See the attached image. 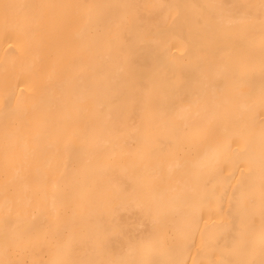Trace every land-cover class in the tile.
<instances>
[{
	"label": "bare ground",
	"instance_id": "6f19581e",
	"mask_svg": "<svg viewBox=\"0 0 264 264\" xmlns=\"http://www.w3.org/2000/svg\"><path fill=\"white\" fill-rule=\"evenodd\" d=\"M263 24L264 0H0V185L29 191L0 188V264H264Z\"/></svg>",
	"mask_w": 264,
	"mask_h": 264
},
{
	"label": "rangeland",
	"instance_id": "374dc122",
	"mask_svg": "<svg viewBox=\"0 0 264 264\" xmlns=\"http://www.w3.org/2000/svg\"><path fill=\"white\" fill-rule=\"evenodd\" d=\"M257 25H258V24H257ZM263 25H264V24H263ZM261 26H262V25H261ZM252 28H253V27H252ZM256 31H257V30H256ZM261 32H264V31L261 30ZM251 33L254 34L255 31H254V32H251ZM251 33H250V34H251ZM243 79H244V78H243ZM245 81H246V80H245ZM245 81H244V82H245ZM247 81H248V80H247ZM241 82H243V81H241ZM241 84H243V83H241ZM243 85H244V86H247V84H246V85L243 84ZM239 88H240V87H239ZM241 88L243 89V91H245L244 89L248 90L247 87H246V88H243L242 85H241ZM249 90H250V89H249ZM240 91H241V90H240ZM243 91H242V92H243ZM232 92H233V91H232ZM232 92H231V93H232ZM236 92H237V91H236ZM252 93H253V90H252ZM235 95H238V94L234 93V95H231V97L234 99ZM233 96H234V97H233ZM262 96H263V95H261L260 97H262ZM237 97H238V96H236V98H237ZM236 98H235L233 101H235ZM228 99H229V98H228ZM228 110L230 111V109H228ZM234 118H235V117H234ZM236 119H237V118H236ZM236 119H235V120H236ZM238 124H239V122H238ZM236 127H237V126H236ZM236 127H235V128H236ZM240 127H241V126H240ZM237 128H238V127H237ZM240 129H241V128H240ZM238 130H239V129H238ZM235 131H236V130H235ZM236 133H237V131H236ZM230 135H231V134H230ZM234 135H235V136H234ZM234 135H233V139H234L236 136L238 137V133H237V134H234ZM244 135H245V134H244ZM245 136H246V135H245ZM229 137H230V136H229ZM247 137H248V135H247ZM247 137H245V139L243 140V144L245 143L244 141H245L246 139H248ZM228 139H232V138H228ZM235 139H237V138H235ZM235 139L233 140V144H234V143L237 144V142L235 141ZM234 141H235V142H234ZM237 141H238V139H237ZM228 142H229V140H228ZM229 144H230V143H229ZM243 144H242V145H243ZM234 145H235V144H234ZM245 145H246V144H245ZM246 159H247V158H246ZM246 159H245V160L243 159V160H244L243 163H245V162L247 163ZM248 161H249V160H248ZM249 163H250V162H249ZM236 164H237V161H236V163H235V166H236ZM246 165H247V164H246ZM69 169H70V168H69ZM53 170H54V169H53ZM53 170H52V171L49 170V173L54 174V173H53ZM60 170H61V169H60ZM60 170H59V171H60ZM62 170H63V174L66 176V177H65V176L62 175V176H63V178H62L63 180H61L60 176H57V177L60 178V179L58 178V180H56L57 177L54 178V177L58 174V169H57V170H56L57 172L54 170V171L56 172V175H55V174H54V175L51 174V175L53 176V180L50 179V175H49V179H47L48 177L46 178V179L48 180L46 184H48V183L50 182V180H51V183H50V184H52V186L54 187V185H53L54 183H53L52 181L56 180V182H57V181L60 180V181H63V183L61 182V183H62V184H61L62 186H63L64 183H65V185H68V186L65 187V189L68 191L69 185H70L71 183L73 184V182L75 181V180H74L75 177H77V178H75L76 181L78 180V177H80L78 181H81V176H79L80 173L77 174V172H76V171H78L77 169H76V171L73 170L72 168L70 169L71 172H72V170L76 172V173L73 172L74 175H72V176L74 177V178H73L74 181H73V180H70L72 177H71V178L69 177L70 179H67V176H69V175H68V173H66V172H69L70 170L65 169L66 172L64 171V169H62ZM67 170H68V171H67ZM60 172H62V171H60ZM64 172H65V173H64ZM71 172H70V176H71V174H72ZM8 173H9V172H7V174H5L6 177H7V176L9 177ZM10 173H11V172H10ZM12 173H13V174H12ZM12 173H11V174L14 176V175H15V174H14L15 172H12ZM19 173H20V172H19ZM19 173L16 172V174H18V175H19ZM25 173H26V172H25ZM25 173H24V174H25ZM27 173H28V172H27ZM32 173H33L34 176H35V173H36V172H35V173L32 172ZM37 173H38V174H37V177H38L39 175H40V176H43V174H46V172H45V173L41 172L40 174H39V172H37ZM49 173L47 172V174H49ZM2 174H4V173H2ZM20 174H22V173H20ZM28 174H29V173H28ZM41 174H42V175H41ZM61 174H62V173H61ZM66 174H67V175H66ZM58 175H60V173H59ZM75 175H76V176H75ZM77 175H78V176H77ZM13 176H10V177L12 178ZM21 176H22V175H21ZM27 176H28V175H27ZM30 176H32V174L29 175V177H30ZM40 176H39V177H40ZM46 176H47V175H44V176H43V180H44V178H45ZM2 177H3V178H2V179H3V182H1V184L3 185V183L6 182V179H7V178H4V175H2ZM15 177L18 179L17 176H15ZM15 177H14V179H16ZM23 177H24V176H23ZM37 177H36V179H35L34 177H33L34 179H33V178H32V179H33L34 181H37V180L39 179V177H38V179H37ZM19 178H22V177H19ZM25 178H27V177H25ZM40 178H42V177H40ZM51 178H52V177H51ZM65 178H66V179H65ZM8 179H10V178H8ZM46 179H45V181H46ZM11 180H12V179H11ZM21 180H23V179H21ZM28 180H29L31 183L33 182V180L31 181L29 178H28ZM28 180L24 179L23 181H24V182H27ZM39 180H40V179H39ZM39 180H38V181H39ZM66 180H67L68 182H71V183H68V184H67V183H66V182H67ZM17 181H20V179H18ZM23 181H22V182H23ZM45 181H44V182H45ZM60 181H59V182H60ZM64 181H66V182H64ZM78 181H77V183H78ZM7 182H8V180H7ZM13 182H15V180L11 182V184H12L13 186H12V185H11V186L9 185L10 187H13V188H11L12 192H13V191H16V189H17V188L19 189V187H20V185H18L20 182H17V183H18V184H17L18 187H17V185H16V186H15L16 189L13 190V189L15 188ZM24 182L22 183V185L24 184ZM40 182L43 183V181H40ZM40 182L38 183V185L40 184L39 189H41V185H42ZM56 182H55V183H56ZM59 182H58V183H59ZM31 183H30V184L28 183V188L30 187L29 185H31ZM6 184H7V183H6ZM9 184H10V182H9ZM15 184H16V182H15ZM25 184H26V183H25ZM33 184H34V183H32V185H33ZM46 184L43 183L44 187H45V188H48V187H47L48 185L46 186ZM74 184H75V183H74ZM79 184H81V183H79ZM79 184H78V186H80ZM2 185H0V188H1V190L3 191V189H5V188H2ZM4 185H5V183H4ZM32 185H31V186H32ZM36 185H37V184H36ZM58 185H59V184L56 183L55 186H57V187H54V188H56L55 190H56L57 192H58V191H59V193L61 192V193H60V198H61L62 196L64 197V195L62 194L64 191H63V192L60 191V190H62L63 188H62V186H61V188H62V189H61L60 186H59V188H60V190H59ZM75 185H76V184H75ZM9 186H8V184H7V187H6V185H5V187L8 189V191H6V192H7V195H6V192H5L6 197L8 196V192H9V191H10L9 194L12 193L11 190L9 189V188H10ZM26 186H27V185H25V187H26ZM72 186H73V185H70V187H71L70 189L73 188ZM3 187H4V186H3ZM8 187H9V188H8ZM35 187H36V186H35ZM67 187H68V188H67ZM74 187H75V186H74ZM22 188L24 189V187H22ZM22 188H20V190H21ZM30 188H31V187H30ZM33 188H34V186H33ZM45 188H44V194H45V197H47L49 191H50L49 194H51V191H55V190H52V189H54V188H52L51 186H49V188H50L51 190H50L49 188L47 189V191L49 190L48 192L46 191ZM76 188H78L77 185H76ZM76 188H75V189H76ZM79 188H80V187H79ZM79 188H78V190H76V191H75V189L73 188V189H74V192H76V193L79 194V193L81 192V189L79 190ZM7 189H6V190H7ZM73 189H72V191H73ZM20 190L17 191V193L19 192L18 194H19L20 196H23V194L26 193V191H27V190H26V191H24L23 193L21 192V193H22V194H21V193H20ZM28 190H30V189H28ZM31 190H33V189H31ZM34 190H36V189H34ZM42 190H43V188H42ZM2 191H1V192H2ZM21 191H22V190H21ZM70 191H71V190H70ZM77 191H80V192H77ZM1 192H0V193H1ZM27 192H29V191H27ZM34 192H36V191H34ZM46 192H47V194H46ZM57 192H55L56 195L58 194L57 196L54 194V192L52 193V194H54V196H55L56 198H55L53 195H51V197L53 196V198L56 199L55 203H57V202L59 201V199H60V198L57 199V197H59V193H57ZM74 192H73V195H76V196H77V194L74 193ZM17 193H12V194L16 195ZM36 193L38 194L37 196H40V195H39L40 192L38 193V191H37ZM36 193H35V194L33 193V194L36 195ZM42 193H43V192H42ZM18 194H17V195H18ZM27 194H28V193H27ZM27 194H26V197L28 196ZM30 194L33 195L32 192H30ZM3 195H4V194H3ZM14 195H13V196H14ZM24 195H25V194H24ZM34 195H33V197H32V200L30 199V201H29L30 203L35 202V201L33 200V199H34ZM69 195H70V194H69ZM69 195L67 196V198H68V197H72V195H71V196H69ZM11 196H12V195H11ZM37 196L35 197L36 199H37ZM49 196H50V195H49ZM65 196H66V195H65ZM76 196H75V198H76ZM78 196H79V195H78ZM80 196H81V193H80ZM4 197H5V196H4ZM4 197H3V198H4ZM45 197L41 195V198L44 199ZM51 197H50V198H51ZM3 198L0 197L1 206H5V207H6L5 203H7V202L9 203L10 195H9V200H8V198H6V199H3ZM17 198H19V197H17V196L15 197V196H14V198H12V201H13V199L15 200V203H13V204H16V203H20V202H21V201H20V202H19V201L16 202V199H17ZM41 198H39V199H41ZM50 198L48 197L49 200H50ZM67 198H65V199H66L65 201L67 202V204H68V203L71 204V205H72V204H73V205L75 204V205L77 206V204L80 203V197L77 198V199H79V200H78V203H77V201H76L77 204L74 202V200L71 201L70 198H69V199H70V202H68L69 200H67ZM20 199L23 201L25 198L22 199V198L20 197ZM20 199H19V200H20ZM27 199H28V198H27ZM27 199H25L26 202H27ZM55 199H52V200H51V201H52L51 204H50V201H47V202H49V203H47L48 205L45 203L46 206L51 205V208H50V206H49V209H52V207H54L53 211L56 210V211H55V215H57L58 213H60L59 215H60V216H63V215L65 214L66 211L68 212V208H69V212L71 213V211H70V207H69V205H67V204H66V206L64 207V208H67V210H66V209H63V210H65V211H63V210L61 209V208L63 207V206H61L63 203L60 204V206H61V208H60V209H61V212H60L59 210H57V208H56V206H55V203L53 202V200H55ZM63 199H64V198H62V200H63ZM72 199H73V198H72ZM77 199H75V200H77ZM6 200H8V201L6 202ZM44 200H45V199H44ZM2 201H3L4 204L2 203ZM10 201H11V200H10ZM13 202H14V201H13ZM26 202H25V204H26ZM29 202H28V203H29ZM39 202H43V201H42V200H39ZM39 202L36 201L34 204L37 203L38 205H41V204H39ZM44 202H46V201H44ZM44 202H43V203H44ZM60 202H63V201H60ZM60 202H59V203H60ZM66 202H65V203H66ZM71 202H72V203H71ZM73 202H74V203H73ZM53 203H54V204H53ZM59 203L56 204V205H59ZM65 203H64L63 205H65ZM2 204H3V205H2ZM34 204H29V206L32 207V206H34ZM37 204L35 205L36 207L38 206ZM52 204H53V205H52ZM9 205H10V203H9ZM9 205H8V206H9ZM20 205H21V204H20ZM20 205H17V207H19V209H20ZM71 205H70V206H71ZM1 206H0V209H1L4 213L10 214L9 216L11 217V219L17 217V216H16V213H17V212H16V209H17V208L12 209L13 207H16L15 205H14L13 207L9 206L11 209H10V208L7 209L8 206H7L6 208H5V207L3 208V207H1ZM21 206H22V205H21ZM23 206H24V204H23ZM23 206H22V207H23ZM25 206H26V205H25ZM25 206H24V207H25ZM41 206H42V205H41ZM41 206H40V208H41ZM60 206H59V207H60ZM79 207H80V206H79ZM79 207H78V208H79ZM26 208H29V207L26 206ZM42 208H43V207H42ZM42 208H41V209H42ZM44 208H45V207H44ZM44 208H43V209H44ZM78 208L76 207L77 211H78ZM29 209H30V208H29ZM32 209H33V207H32ZM37 209H39V208H37ZM37 209L35 208V212L32 210L34 214L37 213V212H36ZM43 209H42V213H41V211L38 210L39 213H41L42 216H40V214H39V216H40V217H39L38 214H36V217H35V218H33V217H34L33 213L30 212L31 209L27 212V213L30 212V214L32 213L33 217H32V216H31V217L33 218L34 221H37L36 219H37V217H39V218H38V219H39L38 221H40V222H38V226H40L39 224H40L41 222H43V223L45 224L44 221L46 220V218H44L45 216H43V211H44ZM47 209H48V208H46L45 212L47 211V212H46V215L48 216L49 212H48ZM71 209H72V208H71ZM5 210H7V212H5ZM21 210H23V209H21ZM24 210H25V209H24ZM24 210H23V212H25L27 209H26L25 211H24ZM72 210H73V209H72ZM17 211H18V210H17ZM19 211H20V210H19ZM51 211H52V210H51ZM53 211H52V212H53ZM12 212H13V213H12ZM15 212H16V213H15ZM63 212H64V214H63ZM69 212H68V214H66V215H68V216H66V215H64V216L69 217V220H72V218H70V216L74 214V213H73L74 210H73V212H72L73 214H71V215L69 214ZM80 212H81V208H80ZM80 212H79V213H80ZM4 213H3V214H4ZM19 213H21V212H19ZM19 213H18V214H19ZM47 213H48V214H47ZM56 213H57V214H56ZM7 214H5V215H7ZM62 214H63V215H62ZM76 214H78V213L75 211V215H74V216H71V217H73V218L76 217ZM44 215H45V213H44ZM51 215H52V214H51ZM53 215H54V213H53ZM69 215H70V216H69ZM79 215H80V217L82 216L81 213H80ZM79 215H78V216H79ZM7 216H8V215H7ZM49 216H50V214H49ZM78 216H77V217H78ZM52 217H53V216H52ZM52 217H50L49 219H51ZM54 217H55V216H54ZM66 217H64V218L66 219ZM80 217H79V218H80ZM7 218H8V217H7ZM40 218H41V220H43V219H45V220L41 221ZM60 218H61V217H60ZM62 218H63V217H62ZM8 219H10V218H8ZM47 219H48V217H47ZM54 219H55V218H54ZM80 219H81V218H80ZM51 220L53 221V219H51ZM63 220H64V219H63ZM52 221L48 220V221H47L48 223L46 222V226H45V228L43 227L44 230H42V227H40V231H38V232H36V233H39V232H41V230H42V234L46 233V235H47L49 232H47L45 229H46L47 226H48L47 229H49V226H50L49 224L54 222V221H53V222H52ZM49 222H50V223H49ZM54 223H55V222H54ZM81 223H82V222H81ZM81 223H80V224H81ZM34 224H36V223H34ZM41 224H42V223H41ZM42 225H43V224H42ZM36 226H37V224H36ZM43 226H44V225H43ZM35 228H36V230H39V229H37V227H35V225H34L33 229H35ZM38 228H39V227H38ZM79 229H80V228H79ZM81 229H82V227H81ZM81 229H80V230H81ZM36 230H34L33 232L35 233ZM44 231H45V232H44ZM48 231H49V230H48ZM43 232H44V233H43ZM82 232H84V230H83ZM82 232L80 231V234H82ZM30 233H32V232H30ZM32 234H33V233H32ZM42 234L40 233L38 236H37V234H35V236L40 237V235H42ZM30 235H31V234H29V235L27 236V238H28ZM47 236H48V235H47ZM47 236H46V237H47ZM80 236H81V235H80ZM83 236H84V235H83ZM33 237H34V236H33ZM33 237H29V238L33 239ZM42 237H43V236H42ZM42 237H40V238H42ZM19 238H20V240H22V239H21L22 237H18V240H16L17 238L15 239L16 242L18 241V242H17L18 245H19ZM44 238H45V234H44ZM47 238H48V237H47ZM47 238H46V239H47ZM81 238H82V237H81ZM81 238H80V240H82ZM23 239H25V237H24ZM38 239H39V238H37L36 240H38ZM71 239H72V238H71ZM71 239H70V242H72ZM26 240L28 241L29 239H26ZM40 240H42V239H39V241H40ZM43 240H44V239H43ZM22 241H23V240H22ZM44 241H45V240H44ZM44 241H42L41 244H43ZM16 242H15V243H16ZM20 242H21V241H20ZM25 242H26V241H25ZM29 242H30V241H29ZM22 243H24V242H22ZM80 243H82V241H81ZM36 244H37V243H36ZM20 245H21V243H20ZM37 245H38V244H37ZM47 245H48V244H47ZM71 245H72V243H71ZM22 246H23V245H22ZM26 246H27V245H26ZM13 247H14V246H13ZM13 247L10 248V252H11L12 249L14 250ZM15 247H16V246H15ZM17 247H18V246H17ZM17 247H16V248H17ZM34 247H35V246H34ZM41 247H42V245H41ZM44 247H45V246H44ZM19 248H20V246H19ZM21 248H22V247H21ZM28 248H31V247H28ZM42 248H43V247H42ZM35 249L37 250V248H35ZM35 249H34V250H35ZM20 250H21V249H19V250H18V249H17V250L15 249L14 251H16V252H11L10 254H16V253H17L18 251H20ZM30 250L33 251V248L30 249ZM48 250H49V249H48ZM48 250H47V251H48ZM39 251H40L39 254H41L42 252L44 253L46 250L44 249L43 251H42V250H39ZM82 251H83V249H82ZM20 252H21V251H20ZM21 253H22V252H21ZM30 253H31V251L29 252V249H28V254H27L28 257L24 255V256L27 258L26 261H28L29 258H32V256H33L32 253H33V252L31 253L32 256L29 257ZM35 253H36V252H35ZM43 253H42V254H43ZM47 253H48V252H47ZM47 253H46V256L50 257L49 254L47 255ZM17 255H18V253L16 254V258L19 256L18 258L20 259V255H18V256H17ZM34 255H35V254H34ZM13 256H14V255H11V257H13ZM24 256H23V257L21 256V257L24 259V258H25ZM40 256H41V255H40ZM43 256H45V254H43ZM13 258H14V257H13ZM18 258H17V262H18V260H19ZM22 258H21V260H22ZM33 258H34V257H33ZM33 258H32V259H33ZM35 258H36V257H35ZM14 259H15V258H14ZM32 259H31V261H32ZM15 260H16V259H15ZM15 260H14V261H15ZM21 260H20V262H21ZM24 260H25V259H24ZM59 260H60V259H59ZM35 261H36V259L33 260V262H35ZM60 261H61V260H60ZM60 261H59V262H60ZM20 262H19V263H20ZM22 262H24V261L22 260ZM33 262H32V263L30 262V264H34ZM15 263H16V262H15ZM24 263H26V262H24ZM36 263H37V262H36ZM54 263L57 264V262H55V261H54ZM54 263H52V264H54ZM62 263H63V262H62ZM17 264H18V263H17ZM26 264H27V263H26ZM49 264H51V263H49Z\"/></svg>",
	"mask_w": 264,
	"mask_h": 264
}]
</instances>
